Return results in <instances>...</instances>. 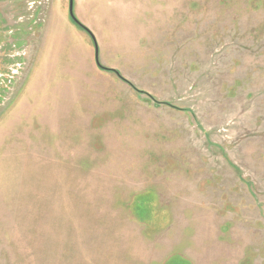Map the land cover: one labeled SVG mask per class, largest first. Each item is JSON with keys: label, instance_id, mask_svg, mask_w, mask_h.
Returning <instances> with one entry per match:
<instances>
[{"label": "rangeland", "instance_id": "374dc122", "mask_svg": "<svg viewBox=\"0 0 264 264\" xmlns=\"http://www.w3.org/2000/svg\"><path fill=\"white\" fill-rule=\"evenodd\" d=\"M73 14L0 0V264H264V0Z\"/></svg>", "mask_w": 264, "mask_h": 264}, {"label": "water", "instance_id": "95a60500", "mask_svg": "<svg viewBox=\"0 0 264 264\" xmlns=\"http://www.w3.org/2000/svg\"><path fill=\"white\" fill-rule=\"evenodd\" d=\"M68 16L69 18L71 19V21L79 26L80 28H83L87 34L90 36L92 42H93V45H94V50H95V62H96V65L98 67H100L99 63H98V48H97V44L95 42V39L94 37L92 36V34L82 25L78 22V20L74 17V14H73V0H68Z\"/></svg>", "mask_w": 264, "mask_h": 264}, {"label": "trees", "instance_id": "16d2710c", "mask_svg": "<svg viewBox=\"0 0 264 264\" xmlns=\"http://www.w3.org/2000/svg\"><path fill=\"white\" fill-rule=\"evenodd\" d=\"M77 26V25H76ZM79 29L85 31L83 28H80L79 26H77ZM86 32V31H85ZM87 33V32H86ZM141 205V203H139ZM139 205L137 206V209H138Z\"/></svg>", "mask_w": 264, "mask_h": 264}]
</instances>
